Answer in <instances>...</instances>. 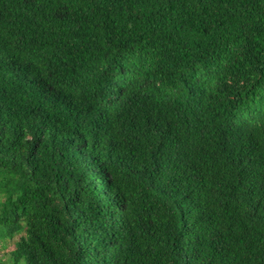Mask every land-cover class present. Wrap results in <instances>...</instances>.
Segmentation results:
<instances>
[{"label": "trees", "instance_id": "1", "mask_svg": "<svg viewBox=\"0 0 264 264\" xmlns=\"http://www.w3.org/2000/svg\"><path fill=\"white\" fill-rule=\"evenodd\" d=\"M0 264H264V0H0Z\"/></svg>", "mask_w": 264, "mask_h": 264}]
</instances>
